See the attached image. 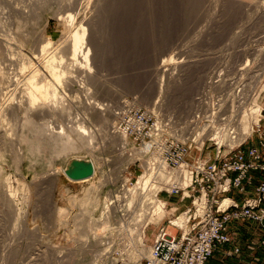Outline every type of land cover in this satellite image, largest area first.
I'll use <instances>...</instances> for the list:
<instances>
[{"label": "rangeland", "instance_id": "obj_1", "mask_svg": "<svg viewBox=\"0 0 264 264\" xmlns=\"http://www.w3.org/2000/svg\"><path fill=\"white\" fill-rule=\"evenodd\" d=\"M4 1H0V18L6 31L13 35L18 31L20 36L23 35L22 39L25 36H31V40L51 38L53 49L62 45L68 26L72 30L78 23L94 18L91 24L92 42L88 40L86 45L92 53L97 48L98 56L96 63L91 61L92 72H88L89 79L81 75L77 82H63L59 85V101L65 105V112L70 114V121L83 124L90 133H95L92 144L86 150H71L57 156L44 147L42 156L33 155L24 141L29 133L11 130L8 127L10 117L7 119L2 116L0 119V258L2 246L8 244L5 254L3 253L7 259L5 264H22L36 248L45 249L42 264H146L148 257H136L137 242L132 246L131 236L123 232L124 228L116 227V219L111 216L108 222L104 221L101 216L104 204L114 199V196L121 195L119 190L122 188L135 190L130 200L138 202V184L149 167L145 168V162L153 160L160 149L159 153L162 152L160 154L164 158L169 157L168 160L171 161V154L175 153L176 147L184 144L183 140L195 136L189 123L199 109L196 101L203 98L204 101L212 102L219 91L215 92V88L212 90L210 80H207L191 93L187 90L185 75L208 56L214 57L212 68L215 72V47L224 45L218 43L215 46L216 35L227 34L233 29L235 23L243 18L245 10L227 3L225 9H217L215 16V7L208 0H99V11H94L96 0H21V12L14 2ZM259 1L264 7V0ZM95 13L100 16H95ZM68 14L74 17L72 21L66 18ZM20 24L24 26L20 27ZM13 47L15 53L21 49L30 54L33 49L31 43L22 48ZM5 50L0 46V54L8 53ZM64 50H60V56H66ZM172 55L181 58L171 62L169 59ZM263 61L264 58L262 66ZM222 73L227 75L224 71ZM230 77L234 76L229 75ZM160 83L169 85V94L174 99L172 102L177 104L174 102L170 105L168 95H162L165 98L156 95L149 104L143 102L146 96L154 93ZM83 85L85 89L86 86L89 87L90 92H85L81 88ZM253 85L255 93L256 83ZM2 86L5 84L0 81V88ZM69 88L72 92L68 91ZM249 93L251 91L247 92L248 95ZM222 94L224 93L219 94V98ZM89 95L91 101L104 104L109 108L108 111L91 108L87 104ZM184 96L193 103V107L191 112L181 115L177 106ZM257 102L262 107V113L259 118H252L254 129L251 136L235 145L224 140L221 155L238 147L246 150L258 142V126L264 128V88L261 89ZM133 109L140 114L146 111L150 113L143 131L148 134L143 139L145 141L142 140L143 137L126 134L127 143L122 145L118 139L111 141V137H105L101 131L104 119L124 133L119 127H125L126 123L122 122L129 110ZM109 110L117 112V116L112 118V111ZM227 115L229 121L228 112ZM66 119L61 115L56 116L52 119L53 126H60ZM246 120L244 119L245 126L250 123V119ZM238 122L239 120L229 121L235 136L237 132L240 133L239 128H236ZM172 137L182 142L178 144ZM144 143L151 144L150 152L144 149ZM92 145L94 148L89 149ZM219 146L217 140L206 139L203 146L197 144L189 150L186 160L190 163L199 159L216 160ZM74 158L94 161L97 167L95 176L81 182L69 180L61 170ZM58 169L60 171L56 176L58 181L54 189L49 186L52 176L48 174ZM167 190L158 194L166 212L159 215L146 231V246L149 249L153 246L149 241L155 240L159 229L168 226V221L181 214L192 201L183 199L181 194L169 195ZM236 222L234 235L230 234L231 242L215 251L211 264H264V247L261 245L264 229L250 220ZM168 231L173 235L177 234V230L171 227ZM111 235L119 244L112 249V255H107L100 237L109 239ZM120 241L123 244L120 245ZM237 249L239 252H236Z\"/></svg>", "mask_w": 264, "mask_h": 264}, {"label": "bare ground", "instance_id": "obj_2", "mask_svg": "<svg viewBox=\"0 0 264 264\" xmlns=\"http://www.w3.org/2000/svg\"><path fill=\"white\" fill-rule=\"evenodd\" d=\"M0 1L3 2L4 0ZM9 1L14 2L18 6L17 9L23 12V6H19L21 0ZM208 1H210L211 6L215 7V16H217V9H225L227 3H232L235 7L237 6L244 9L245 13L239 23L236 22L237 24L235 23L233 29H230L228 33L226 32L227 34L224 33L221 35L219 33L220 36L216 35L218 36L217 38L215 36V46L219 45L218 43H224L223 46H221V44L220 47H215V54H213L215 55V72L212 68L214 65V57L206 56L207 58L201 60L194 69L191 68L186 75L184 74L186 76L185 80H187L188 83V85H186L188 87L187 90H190L191 93L198 90L200 84L207 80H210V88H212V90L215 88V92L219 91L215 96V100L212 102L204 101L203 98L196 101L199 109L192 117L193 120L188 123L189 128L195 126V139H201V143H204V140L212 137L217 140L219 145H222L224 140H227L231 145H235L238 141L243 142L248 136H251L254 129L252 122L254 118H259L262 113V107L257 100L261 89L264 88V66H262L263 63L261 62L264 58V7L259 0ZM100 3L99 0L95 1L94 11H99ZM232 12L233 11H230V13ZM96 13L95 16L99 15ZM104 16L105 15H103V17ZM66 18L72 21L74 17L68 14ZM217 19L218 18H216L215 21H217ZM93 22L94 18H90L85 23H78L72 30L70 26H68L62 45L53 49V40L51 38L46 37L44 39L40 38L39 40L34 38L31 40V38H29L31 36L28 35L29 37L25 36V39H22L21 37L23 35L21 34L22 36H20L17 33L18 31L14 33L15 35L6 31V29H4L6 26L3 27L4 23L0 18V46L6 48L5 51H8L6 54H0V81L5 84V86L0 88V119L2 116L6 118L10 117L8 127L11 130L21 131L23 134L29 133V136H26L24 141L28 150L33 155L42 156L44 154L42 148L45 147L51 154L60 156L71 150L75 152L86 150V147L92 144L95 133L92 131V133H90V130L88 131L87 127L83 124H75V122L70 121V114L65 112V105L59 101V85L63 82L66 84L77 82L78 76L81 77V75L89 79L88 72H92L91 63L93 61L96 63V56H98L97 48H94L95 50L92 53L91 49L86 45L88 40L92 42L91 35L93 34V27L91 24H93ZM5 25H7V23ZM23 26L24 25L20 24V27ZM24 31L23 29V32ZM202 34L203 33H201V35ZM29 43L33 45L30 54L24 53L21 49L20 51L17 50L18 52L15 53L13 46L22 48ZM63 49L66 51L65 57L59 55L60 50ZM180 58L181 56L176 58V55H172L169 60L174 62L176 60L178 61V59L180 60ZM220 60L223 62H220ZM219 65L220 67H218ZM217 67L220 69L218 70ZM160 70H162V68H160ZM222 71L226 72L227 75L222 73ZM169 74L172 75V73ZM229 75L234 77L229 78ZM224 76L227 79H225ZM253 83H256L257 87L255 93L253 92ZM179 84L180 83H178V85ZM159 85L160 86L157 85L158 88L154 90L152 95L146 96L143 102L149 104L156 95H159L160 98H165L164 96L168 95V103L170 105L174 104L175 101L172 102L174 99L171 97L172 95L169 94V85H163L161 83ZM81 88H83L85 92H87V90L89 91V87L86 86L85 89V85ZM249 88H252V90H249ZM68 91L72 92L71 88H69ZM248 91H251L249 95L247 94ZM220 93H224L221 98H219ZM245 95H248V97L245 98ZM185 96L180 103H178V106L176 105L177 102H175L178 112L181 115L188 114L193 107V103ZM88 100L89 102L87 104L91 108L96 109V111H108L109 109L102 103L91 101V97ZM109 111H112V118L117 116V112L114 110ZM227 112L229 113L231 121L239 120L238 127L236 128H239L240 133L237 132L236 136L232 130L233 127L229 125L230 120L228 121ZM101 113L102 112H100V115ZM58 115L67 117V119L65 123L63 120L60 126L55 127L53 126L54 123L52 119ZM247 118L250 119V123L245 126L244 119L246 120ZM197 128L198 131H201L198 132ZM101 131L105 137H111V141L118 139L122 145L127 143L125 141L127 137L126 133L119 132L116 125H109L108 120L104 119V122H102ZM144 144H146L144 149L150 152L151 144ZM92 148H94L93 145L89 149ZM160 150H158V153H155L153 160H149L147 163L145 162V168L147 169V167H149L145 174L141 176L140 183L138 184V187L141 189L138 190L139 194H137L138 200H136L138 202L130 200L136 192L135 190L122 188L121 191L119 190L121 195L114 196L113 198L115 200L110 199L104 204L101 215L105 222H108L111 216L115 218L116 227L118 229L124 228L125 230L123 232H127L131 236L132 246L137 242V244H135L136 257L147 256L150 258L152 255L153 246L150 249L146 246V231L159 215L166 212L164 210L165 205L163 201L158 199V194L165 189L170 191L174 184L175 186L178 185L185 189L191 183L192 179L191 172L186 165H182L177 170L168 168L166 164L167 159L162 158L160 154L162 152L159 153ZM44 158L45 157H42V159ZM91 162L94 165L95 171L94 175L89 179H92L97 172L96 163L94 161ZM152 162L159 165V168L155 170L152 166ZM65 169L66 168L62 169L61 173L65 174ZM59 171V169L53 170L48 174L50 177L52 176L49 186L52 188L54 187V189L58 181L56 176ZM172 175L173 178H175L174 181H172ZM89 179L82 181H87ZM185 192L187 196L189 192L187 190ZM228 202L229 201L226 200L223 206ZM150 204H152L151 207H149ZM206 204V198H202L201 201H196L198 214L205 212ZM173 213L174 212H172V214ZM172 221L186 232L189 231L187 226L188 217L185 213H182L179 215L178 219ZM170 234L173 235L172 233ZM112 236L113 235H111L109 239H104V236L100 237L104 253L107 255H112L114 253H112V249L116 244H119V242L113 240L115 237L113 238ZM173 236H176V233ZM121 244L123 243L120 241V245ZM132 246L130 250H132ZM7 248L8 244L4 245V247L2 246L0 264H5L7 260L6 255H4ZM103 248L101 250L102 252ZM44 250L36 248L32 254L30 253L31 255L27 256V258L22 261V264H42Z\"/></svg>", "mask_w": 264, "mask_h": 264}, {"label": "built area", "instance_id": "obj_3", "mask_svg": "<svg viewBox=\"0 0 264 264\" xmlns=\"http://www.w3.org/2000/svg\"><path fill=\"white\" fill-rule=\"evenodd\" d=\"M136 112L139 111L129 110L122 122L126 123L125 127L120 126L119 129L126 134L143 137V140L148 137L143 131L150 113ZM194 129L195 126H192L193 134ZM258 132V142L246 150L238 147L221 155L220 145L216 160L199 159L194 163L186 160L194 145L203 146L206 141L201 143V139H195L196 135L183 140L184 144L176 147L175 153L171 154V161L168 160L169 157L164 158L162 155L163 159H167L168 168L177 170L186 165L191 172V183L185 189L174 184L170 191L167 190L169 195L181 194L183 199H192L190 205L181 212L188 217L189 231L186 232L172 221L178 219L181 214L170 219L168 226L159 229L153 243L152 255L146 259V264H209L215 251L231 242L229 225L232 222L249 219L259 223L264 229V128L258 126ZM172 139L177 143L182 142L175 137ZM152 163L155 170L159 168L155 162ZM252 173L261 174L260 182L255 188L256 196L246 198L242 203L229 197L235 190L246 192L247 186L253 184ZM171 177L173 178V175ZM174 180L175 178L172 179ZM186 190L189 192L187 196ZM202 198L207 199L206 209L204 213L198 214L196 201H201ZM226 200L229 202L223 206ZM169 227L177 229L176 236L169 233ZM261 245L264 247V240ZM236 252H239V249Z\"/></svg>", "mask_w": 264, "mask_h": 264}, {"label": "water", "instance_id": "obj_4", "mask_svg": "<svg viewBox=\"0 0 264 264\" xmlns=\"http://www.w3.org/2000/svg\"><path fill=\"white\" fill-rule=\"evenodd\" d=\"M94 165L90 160L71 159L66 165L65 174L73 181H82L94 175Z\"/></svg>", "mask_w": 264, "mask_h": 264}, {"label": "crops", "instance_id": "obj_5", "mask_svg": "<svg viewBox=\"0 0 264 264\" xmlns=\"http://www.w3.org/2000/svg\"><path fill=\"white\" fill-rule=\"evenodd\" d=\"M253 175V184L252 185H248L247 186V190H246V193L244 194H241L239 193L238 191H233L229 194V197L235 199L236 201L242 203L244 201V199L246 198H251V197H255V188L256 186L258 185V183L260 182V179H261V174L260 173H252ZM234 176V174H233ZM246 220H249V219H246ZM251 221V220H250ZM253 222V221H252ZM237 222H232L230 225H229V232L230 234L233 233V228H235V224ZM255 224L259 225V223L257 222H254ZM264 231V230H263ZM231 236V235H230ZM264 240V239H263ZM151 244L154 243V241H149ZM212 259V258H211ZM211 259L209 261V264H211Z\"/></svg>", "mask_w": 264, "mask_h": 264}]
</instances>
